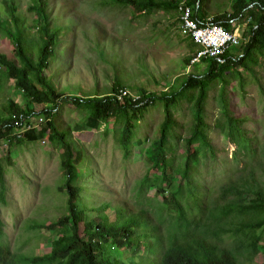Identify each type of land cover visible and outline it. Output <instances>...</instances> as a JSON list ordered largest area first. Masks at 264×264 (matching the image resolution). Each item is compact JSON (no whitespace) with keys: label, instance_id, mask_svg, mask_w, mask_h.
Wrapping results in <instances>:
<instances>
[{"label":"rangeland","instance_id":"374dc122","mask_svg":"<svg viewBox=\"0 0 264 264\" xmlns=\"http://www.w3.org/2000/svg\"><path fill=\"white\" fill-rule=\"evenodd\" d=\"M236 1L206 0L204 5L210 16H221L231 12ZM47 2L61 41L51 57V66L46 74L65 93L53 119L59 131L66 133L65 138L72 141L74 147L84 150L83 158L76 164L81 173L77 183L88 189L82 192L84 205L88 208L103 204L110 206L109 210L99 214L88 212V219L107 225L112 221L109 212L113 211L114 216L116 208H126L128 216L145 210L148 212L147 219L163 236L164 246H168L172 240L170 234L175 229L173 223L177 208L165 206L163 196L158 195L155 189H151L141 200L136 197L137 184L147 176L152 165L151 152L164 121V102L158 99L137 118L132 152L126 158L119 142L124 123L111 119L100 128L88 126L86 121L91 111L77 106L73 98L107 94L114 86L120 85L128 86L136 98L144 90L154 95L164 91L176 92L191 74L201 76L208 72L204 63L187 64L195 57L199 47L182 32L174 10H143L139 2L124 4L117 0ZM3 3L0 0V6ZM22 4L27 15L35 18L29 0H23ZM248 26L246 20L238 26L242 45L248 42ZM0 52L7 56L12 54L8 38L0 41ZM254 59H247L248 65L239 67L232 78L229 73L226 75L231 79L228 89L231 110L236 117L247 119L245 127L254 139L256 161L264 162V49L256 50ZM2 83L0 103L5 104L19 94L7 77L2 78ZM221 86L219 81L212 84L205 102L208 143L212 150L205 148L201 152L188 179L179 174L173 175L176 184L192 183L197 189L196 198L211 209L220 204V188L253 161L249 157L242 162L234 159L236 146L218 124ZM192 105L193 99L187 93L172 108L177 122L167 150L171 164L169 172L172 173L183 167L187 158L185 139L193 126ZM38 121L41 122V118ZM51 134L49 129L44 137L35 142L15 143L11 147L0 143V168L8 189L7 205L0 204L4 223L0 242L28 256H39L48 250L47 240L55 231L49 230L46 225L67 213V195L62 188L65 182L62 164L64 147L57 140H52ZM161 174L162 171L151 173L150 177ZM164 185L166 187L167 183ZM178 200L182 205V193ZM183 205L189 221L195 215H208V211H198L191 204ZM227 228L235 230L233 225ZM139 235L140 232L135 231L134 238ZM225 236L232 237L230 234ZM257 237L263 249L246 264H264V229L257 231ZM228 242L232 240L228 239ZM107 249L118 253L127 264H134L131 248L121 251L116 245H108ZM139 254L148 255L145 248H141Z\"/></svg>","mask_w":264,"mask_h":264},{"label":"trees","instance_id":"16d2710c","mask_svg":"<svg viewBox=\"0 0 264 264\" xmlns=\"http://www.w3.org/2000/svg\"><path fill=\"white\" fill-rule=\"evenodd\" d=\"M22 1L3 0L0 6V41L8 38L12 53L7 56L0 52V87L4 86L2 78L7 77L19 94L5 104L0 103V143H7L11 147L15 143L35 142L44 137L49 129L52 130L51 139L57 140L64 147L62 164L65 182L62 188L67 195V213L46 225L49 230L55 231L47 240L46 252L39 256H28L0 242V264H127L118 253L108 250V245H116L121 251L123 248H131L135 257L134 264H246L256 256L263 249L259 245L257 231L264 229V162L256 161L254 139L245 127L247 119L236 117L231 110L228 90L231 79L226 74L229 73L232 78L239 67L248 65L247 59L255 60L256 50L264 49V0H237L233 10L226 13H232L234 17L243 16V20L251 19L247 31L248 42L242 45L239 52L232 51L230 54L235 61L228 59L223 64L215 59L204 61L208 72L201 76L191 74L178 91H164L154 95L144 90L138 99L133 94L120 99L121 90L128 88L120 85L114 86L112 92L107 94L73 98L77 106L91 111L86 121L88 126L100 128L111 119L124 123L119 142L126 158L132 152L131 142L137 118L158 99L164 102V121L159 139L151 152L152 165L147 176L137 184L136 197L141 200L151 189H155L158 195L163 196L165 206L177 208L173 223L175 229L170 234L172 240L168 246H164L163 236L147 219L148 212L145 210L128 216L126 208H116L114 216L113 211L109 212L112 221L107 225L96 219H88V212L99 214L109 210L110 206L103 204L88 208L84 205L82 192L88 189L77 183L81 173L76 168L84 156V150L74 147L73 142L65 138L66 133L59 131L53 119L59 101L65 98V93L46 74L51 66V57L61 41L57 23L53 24L47 0H29L35 18L27 15ZM117 1L124 4L129 1L139 2L143 10L159 8L176 11L178 7L175 0ZM205 1L189 0L195 7L196 16L210 15L204 5ZM255 3L256 7L251 8ZM241 54L244 57L238 59ZM190 62L191 59L187 61L188 66ZM218 81L222 84L218 124L236 146L234 159L242 162L249 157L253 161L220 188V204L211 209L196 198L197 189L192 183L176 184L173 175L179 174L185 180L188 179L201 152L205 148L212 150L208 143L205 102L210 86ZM187 93L193 99V126L185 139L187 158L184 166L172 173L169 172L171 164L167 155L169 139L177 124L172 108ZM40 117L43 118L41 129L27 130L22 137L13 135L27 124L35 126ZM159 171H162V176L150 177L151 173ZM164 183H167L166 187ZM7 190L4 172L0 168V204L4 206L7 205ZM181 193L185 205L191 204L198 211H208V215H195L189 221L183 203L181 205L178 200ZM173 202L174 205H171ZM3 224L0 214V238ZM228 225H233L235 230L227 228ZM135 231L140 232V235L134 238ZM229 234L232 237H223ZM228 239L232 242L229 243ZM141 248H145L148 255L139 254Z\"/></svg>","mask_w":264,"mask_h":264},{"label":"built area","instance_id":"2783aa9c","mask_svg":"<svg viewBox=\"0 0 264 264\" xmlns=\"http://www.w3.org/2000/svg\"><path fill=\"white\" fill-rule=\"evenodd\" d=\"M175 1L178 3L177 13L182 32L191 37L199 47L197 54L191 61L192 65L202 64L204 61L211 59H215L221 64L228 59L235 61V58L230 54L232 51L239 52L243 44L242 34L238 29L239 23L244 19L243 16L234 17L232 14H224L221 16L206 15L198 17L196 16L195 7L189 3V0ZM255 7L256 3L251 6V8ZM246 21L249 24L251 19ZM243 57L244 55L241 54L238 59ZM129 94L132 93L128 88L122 89L119 98L123 99L124 96ZM138 98L135 97V99ZM40 118L41 122L38 121L35 126L27 124L17 129L13 135L22 137L27 130L32 128L41 129L43 118Z\"/></svg>","mask_w":264,"mask_h":264},{"label":"clouds","instance_id":"9594fccd","mask_svg":"<svg viewBox=\"0 0 264 264\" xmlns=\"http://www.w3.org/2000/svg\"><path fill=\"white\" fill-rule=\"evenodd\" d=\"M176 12H177V10H176ZM180 22V21H179Z\"/></svg>","mask_w":264,"mask_h":264},{"label":"crops","instance_id":"0c3cea01","mask_svg":"<svg viewBox=\"0 0 264 264\" xmlns=\"http://www.w3.org/2000/svg\"><path fill=\"white\" fill-rule=\"evenodd\" d=\"M177 15H178V13H177Z\"/></svg>","mask_w":264,"mask_h":264}]
</instances>
